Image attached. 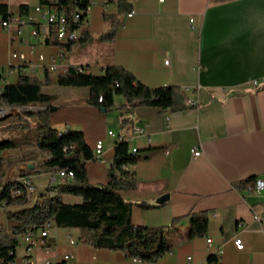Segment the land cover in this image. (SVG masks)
I'll return each mask as SVG.
<instances>
[{
    "label": "crops",
    "instance_id": "0c3cea01",
    "mask_svg": "<svg viewBox=\"0 0 264 264\" xmlns=\"http://www.w3.org/2000/svg\"><path fill=\"white\" fill-rule=\"evenodd\" d=\"M118 1L92 0L80 30L87 33L76 43L34 36L30 25L23 26L20 34L16 24L0 27V88L18 82L22 75L44 81L49 74L44 92L56 95L50 103L54 108L50 122L60 131L84 135L95 156L87 164L91 184L107 185L122 135L139 156L127 167L135 171L137 187L122 192L133 203V224L168 226L175 218L207 211L209 229L204 235L178 238L171 252L150 263L85 245L79 229L52 223L54 250L48 252L39 243L31 264H264V222L254 218L264 206V190L236 187L251 177L264 178V0H127L133 14L121 17L114 40L101 41L100 35L112 27L105 14L117 13ZM2 6L22 16H35L47 8L40 0H0L3 16ZM14 53L26 56L18 71H10L22 63ZM52 58L58 64L55 71L46 66ZM113 64L127 68L150 87L180 86L197 105L178 112L137 107L133 126L122 129L120 116L130 117L124 96L116 95L115 106L104 111L89 102L88 87L58 82L70 67L102 75ZM46 109L0 106V140L18 143L16 148L0 150V189L4 182L28 178L36 188L35 200L63 180L57 177L50 183L51 169L35 143L36 128L42 123L39 112ZM135 128H144L145 134ZM99 140L104 146L98 155ZM195 148L203 154L194 157ZM167 194L168 200L158 206ZM63 200L81 201L73 195H64ZM8 224L7 208L0 206V227ZM188 225L186 218L176 226L184 232ZM236 235L243 240V250L234 243ZM73 239L77 243H71ZM210 255L215 259L209 260ZM24 256L21 241L16 264H24Z\"/></svg>",
    "mask_w": 264,
    "mask_h": 264
},
{
    "label": "trees",
    "instance_id": "16d2710c",
    "mask_svg": "<svg viewBox=\"0 0 264 264\" xmlns=\"http://www.w3.org/2000/svg\"><path fill=\"white\" fill-rule=\"evenodd\" d=\"M40 3L61 10L69 28H82L86 21L87 15L84 14V22L80 26L74 21V15L79 8L88 6V0H40ZM118 3L117 13L105 14L111 20L112 27L100 35L101 41L114 40L122 24L121 17L133 11L127 0H119ZM1 9L4 17H7L9 12L6 7L2 6ZM86 33V30L81 33L79 41L84 40ZM58 82L62 86L88 87L89 102L105 111L115 106L116 95L124 96V107L130 117L120 116L122 129L133 126L136 119L134 110L137 107H157L172 112L193 107L188 104L189 94L182 87H150L120 65H108L102 75L85 72L79 67H70L60 75ZM49 84V74L44 81L36 76L22 75L18 82L0 88V106H47L45 111L39 112L42 123L36 128L35 143L45 155L43 163L46 167L66 169L72 171L74 176L64 177L61 182L49 186L47 192L35 200L28 196L27 186L22 179L3 183L0 189V206L7 208L9 224L0 227V264H8L15 259L19 235L48 222L61 228L79 229L82 232L81 241L85 245L124 252L131 258L150 263L157 262L163 255L171 252L178 238H193L207 233L210 225L207 211L192 212L175 218L168 226H135L132 222L133 203L126 200L122 192L137 187L136 173L127 167L138 162V154L132 153L129 142L121 138L115 146L114 162L109 170L107 185L91 184L87 164L95 158L94 151L81 132L71 129L61 132L52 126L49 113L54 108L50 103L56 99V95L44 92V87ZM100 97L102 101L99 100ZM17 146V141L0 140V150ZM255 178L242 181L236 187L244 190ZM15 189H19L21 194L13 195L12 191ZM64 195L77 196L81 201L67 203L63 200ZM186 218L189 219L188 229L182 232L176 225ZM214 259L213 255L209 256V260Z\"/></svg>",
    "mask_w": 264,
    "mask_h": 264
},
{
    "label": "built area",
    "instance_id": "2783aa9c",
    "mask_svg": "<svg viewBox=\"0 0 264 264\" xmlns=\"http://www.w3.org/2000/svg\"><path fill=\"white\" fill-rule=\"evenodd\" d=\"M15 1V0H13ZM89 4L85 8H79L75 15H74V21L78 23L80 26H82L84 19H82L84 14H88L90 5L92 0H88ZM163 1V0H160ZM9 15L7 17H4L3 15L0 14V27L2 28H10L13 24H16L18 26V33H22V28L23 26L30 25L32 29V34L34 36H41L45 39L51 38V37H56L58 41L71 44V43H76L79 41L80 36H81V27L77 28H69L66 25L65 22V15L64 13L59 10L58 8L54 6H47L45 11H43L41 14L38 15H32V16H22L15 14L12 9H9ZM133 14V11L129 12L127 15L131 16ZM191 22H194V19H191ZM13 57L19 59L22 61L21 64L14 65L10 71H18L24 61L26 60V56L23 53H14ZM44 56L40 55V59H43ZM166 63H168V60H166ZM47 69L49 71H55L58 68V64L55 58H52L49 63H47ZM100 101H102V97L99 98ZM188 104L190 105H197V102L189 99ZM68 129L62 130L61 132H67ZM135 132L139 134H145V129L144 128H135ZM110 135H115L113 131L108 132ZM121 138H124L122 135L119 136V140ZM104 143L102 140L97 141L96 146H95V154H101L102 149H103ZM171 147H168L166 149V152H169ZM132 153H137L138 154V149L137 148H132ZM203 154L202 149L200 148H195L193 149V156L194 157H199ZM92 160H89V162ZM88 162V163H89ZM74 176V173L72 171H68L66 169H58V168H53L51 169L50 172V183H54L56 181L57 177H67V178H72ZM23 183L27 186V191H28V196L34 197L36 193V188L32 184V182L28 178H22ZM247 190L250 192H257L261 193L264 190V178L263 177H256L247 187ZM13 195H20L21 191L19 189H15L12 191ZM254 218L257 221L264 222V206L261 208V210L256 211L254 213ZM52 227V222H48L43 224L39 228L35 229H28L25 231L23 234L19 235V244L17 245L16 248V254H17V249L20 245V242L23 241L25 243V256L23 258V263L24 264H31V254L36 245L39 243L42 245V247L50 252L54 250V246L52 245L50 241V229ZM208 242H211V239H208ZM71 243L75 244L77 243L76 240H71ZM234 243L239 250L244 249V243L241 237L236 235L234 239ZM69 255H66L65 258H68ZM191 257H189L190 259ZM8 264H16V257L14 260H10ZM61 264H66L61 263Z\"/></svg>",
    "mask_w": 264,
    "mask_h": 264
},
{
    "label": "water",
    "instance_id": "95a60500",
    "mask_svg": "<svg viewBox=\"0 0 264 264\" xmlns=\"http://www.w3.org/2000/svg\"><path fill=\"white\" fill-rule=\"evenodd\" d=\"M105 111V110H104ZM168 198H169V195L167 194V195H164V196H162L159 200H158V202L159 203H164L166 200H168Z\"/></svg>",
    "mask_w": 264,
    "mask_h": 264
}]
</instances>
